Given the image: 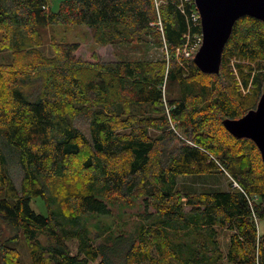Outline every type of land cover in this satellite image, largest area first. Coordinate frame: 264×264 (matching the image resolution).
Instances as JSON below:
<instances>
[{"label": "trees", "instance_id": "16d2710c", "mask_svg": "<svg viewBox=\"0 0 264 264\" xmlns=\"http://www.w3.org/2000/svg\"><path fill=\"white\" fill-rule=\"evenodd\" d=\"M180 3L60 0L53 12L51 0H0V264H25L11 247L20 237L27 264H264V164L222 126L264 94V24L237 20L219 74H203L176 56L186 34L201 33L192 0L183 13ZM55 26H85L102 47L164 51L103 62L53 36L46 55L43 31ZM216 174L226 190L180 189L179 178ZM137 201L133 231L86 226L112 215L108 203Z\"/></svg>", "mask_w": 264, "mask_h": 264}, {"label": "rangeland", "instance_id": "374dc122", "mask_svg": "<svg viewBox=\"0 0 264 264\" xmlns=\"http://www.w3.org/2000/svg\"><path fill=\"white\" fill-rule=\"evenodd\" d=\"M59 1L60 0H51L50 8L53 12L57 11ZM53 36L58 40L63 39L68 42H76L77 44H79L80 47L76 52L77 56L82 57L83 59H88L91 54H96L103 62H115L120 59L130 61L156 60L161 58L162 51H164V49H158L151 45H122L117 43L102 47L94 43L92 31L85 26H55L47 28L43 31V50L46 55L52 54L51 48L48 46V43L49 39ZM192 40L193 37H185L183 47L180 50L176 51L177 57L181 55H183L187 59L194 57L198 49L193 52L194 49L192 47ZM8 60V53L0 55V62H7ZM231 71L235 76L236 80H238L236 70L233 68ZM238 86H240L239 83ZM239 90L243 95L249 93V89L245 90L243 88H239ZM177 93V87L175 88L171 85L168 86L167 90H165V95L168 97L171 95H176ZM178 182L180 184L181 190H187L193 193L212 189L226 190L228 187V181L226 180V177L220 174L204 177L179 178ZM233 186L236 185L234 184ZM108 206L112 210V215L110 217L104 215H95L97 216V218L93 216L89 217L86 220V226L92 233H94V231H97V228L103 224L111 225L113 227L112 229H114L115 231L123 230L125 232H130L135 229V227L139 223L138 215L142 211V206H140L139 201L133 202L131 205L125 204L123 206L119 204H114L111 206V203H108ZM261 230L262 224L258 223V231ZM229 236L230 233L227 230L220 229L218 232V240L220 242L221 249L223 250V252H226L227 250ZM68 244L72 252L75 253L77 250L76 241H70ZM11 247L16 249L19 256V260L22 263L27 264L30 262L28 249L22 237H20L19 240H17L15 243H12ZM222 264L228 263L224 261Z\"/></svg>", "mask_w": 264, "mask_h": 264}, {"label": "water", "instance_id": "95a60500", "mask_svg": "<svg viewBox=\"0 0 264 264\" xmlns=\"http://www.w3.org/2000/svg\"><path fill=\"white\" fill-rule=\"evenodd\" d=\"M193 1L200 16L202 44L192 61L201 73L217 75L235 22L248 16L264 24V0ZM222 126L234 138L252 141L264 164V94L255 109L239 119H224Z\"/></svg>", "mask_w": 264, "mask_h": 264}, {"label": "built area", "instance_id": "2783aa9c", "mask_svg": "<svg viewBox=\"0 0 264 264\" xmlns=\"http://www.w3.org/2000/svg\"><path fill=\"white\" fill-rule=\"evenodd\" d=\"M180 1H181V3H180V6H179V10L183 13L184 12V8H183L184 7V4L185 3H188L189 4V2L191 0H180ZM192 4L195 6L193 0H192ZM190 17H191V19H192V21L194 23H198L200 25V16H199V13H198V10H197L196 6H195L194 10L191 9ZM185 37H187V38L193 37V40H192L193 41L192 42L193 43L192 44V47L194 49L193 52H195L196 49H199V47L202 44V34L201 33L200 34H194V35H192V34H186Z\"/></svg>", "mask_w": 264, "mask_h": 264}]
</instances>
